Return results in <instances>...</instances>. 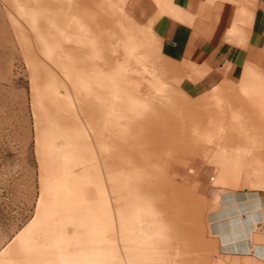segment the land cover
Listing matches in <instances>:
<instances>
[{
    "label": "rangeland",
    "instance_id": "374dc122",
    "mask_svg": "<svg viewBox=\"0 0 264 264\" xmlns=\"http://www.w3.org/2000/svg\"><path fill=\"white\" fill-rule=\"evenodd\" d=\"M91 1V5L88 0H78V3L95 12V20L90 17L83 26L90 28L88 35L92 31L96 33L99 44L96 39L91 42L98 46L97 54L115 51V54L112 53L113 63L111 60L105 62L106 71L109 69L112 72L113 65L117 76L126 72L133 84L141 82L146 89L159 87L163 118L170 111L177 112L178 108L185 110L188 106L194 114L222 112L223 108L232 107L234 112L228 109L226 114L230 117L227 120L223 116L219 119L225 127L227 123L235 122L234 119L245 122L244 115H254L255 106L262 109L258 115L264 118V94L262 98L258 96L259 91L264 93V73L247 64L240 70L238 79L216 87L202 96L204 99L197 105L195 102L201 98L193 99L180 88L181 81L187 78V68L165 56L162 42L151 33V25L142 27L134 21L123 10L121 0ZM37 2L44 6L54 3L52 0H0V252L8 244L15 245L16 240L30 229L35 237V246L28 253L18 250L14 254V259L20 264H54L53 261H56L51 258L54 255L50 247L59 238L64 250L68 251L82 232L78 222L82 214L85 216L75 206L80 201L78 193L82 187L86 188V194L96 189L93 186L95 181H86L81 187V182L73 178L74 169L70 168L78 159L62 156L67 150L74 149L78 142L76 136H69L71 133L65 130L68 126L64 124H68V120L78 123V100L99 97L91 86L95 80L89 69L91 63L99 58H91V45L87 40L81 47L80 44L68 46L62 34L64 24H33L42 15L38 13ZM159 3L164 12L172 8L171 0H159ZM17 8L23 10L19 13ZM28 11L30 14L27 15ZM101 14L109 21L101 24ZM68 26L70 32L75 30V35H81L83 26L70 22ZM69 35L68 30L67 38ZM128 35L134 42L131 45H128ZM139 74L141 78L138 79L136 75ZM57 93L60 97L65 96L64 100H60ZM179 93L189 99V105ZM57 109L60 114H56ZM49 122L52 124L49 125ZM53 132L59 136L54 138ZM208 138L199 142L201 145L198 148L209 149L204 158L194 155L196 151L183 156L174 154L172 165L159 173L178 186V203H186L184 209L174 207L180 209L176 212L181 216L178 223L181 231L171 236L169 234L173 231L166 234L160 231L162 236L167 237L166 246L176 253V264H230L231 259L225 258L221 248L222 240L211 228L214 216L223 211L226 198L255 194L264 200V183H251L248 187L244 180L238 179V171L230 162L228 153L216 154L219 145L214 141L218 136ZM218 143L223 146V142ZM229 144L233 146L235 140ZM160 156L169 158V153L159 152ZM89 172L95 176V172ZM54 173L53 181H44ZM90 173L84 174V177L89 179ZM190 200L200 208L199 219L194 222L188 221L192 206ZM97 202L94 200L95 204ZM261 210L257 208L256 213L260 214ZM104 216V220L107 219ZM239 216L231 217L242 221L248 218L246 213ZM185 217L187 220H184ZM228 219L223 216V223ZM254 230L256 235H260L259 240L263 241L264 219L256 222ZM153 231L154 228L150 233ZM251 258L253 263L260 264L258 259ZM72 264H75L74 259Z\"/></svg>",
    "mask_w": 264,
    "mask_h": 264
},
{
    "label": "bare ground",
    "instance_id": "6f19581e",
    "mask_svg": "<svg viewBox=\"0 0 264 264\" xmlns=\"http://www.w3.org/2000/svg\"><path fill=\"white\" fill-rule=\"evenodd\" d=\"M52 1L54 3L48 6L37 2V10L40 11L38 13L42 15L32 23L43 26L64 24L62 34L68 46L80 44L81 47L87 40L88 45H91V58H99L89 66L95 80L91 86L99 97L78 100V123L70 120L68 124L64 123L68 126L65 130L71 133L69 136H76L78 142L74 149L67 150L62 156L77 158L78 162L70 165L74 169L73 178L81 182V187L86 181H95L93 186L96 189L86 194V188L82 187L78 193L80 201L75 206L86 216L82 214L78 222L82 232L71 243L68 251L64 250L60 238L55 245H51L50 251L54 255L51 258L56 261L53 263L72 264L74 259L75 264H176V253L166 246L167 237L162 236L160 231L165 234L173 231L172 234L168 233L170 236L181 231L178 225L181 216L176 212L179 208L174 207L184 209L186 203H178V186L164 179L159 173L172 165L174 154L183 156L193 153L201 145L199 142L202 138L209 139L208 137L217 135L218 138L214 141L219 145L216 154L228 153L230 162L238 171L237 178L244 180L248 187L251 183H264V118L258 115L262 109L255 106L254 115H244L245 122L234 119L235 122L227 123L226 127L219 119L223 116L227 120L230 117L226 114L228 109L229 112H234L232 107L227 110L223 108L222 112L194 114L188 106L185 110L178 108L177 112L170 111L163 118L160 109L163 100L159 87L146 89L141 82L133 84L126 72L117 76L113 72V65L112 72L109 69L106 71L105 62L111 60L113 63L112 53L115 51L111 53L108 50L109 53L103 51L101 55L97 54L99 52L95 42L99 43L96 33L92 31L88 35L90 28L83 26L88 18L95 20V12L82 7L78 0ZM91 3L88 0V4ZM20 10L23 8H17L16 11L20 13ZM101 16V24L109 21L104 14ZM68 22L83 26L81 35H75V30L70 32ZM68 30L70 35L67 38ZM95 39V42H91ZM131 42V35H128V45ZM119 44L127 47L125 43ZM136 76L141 78L140 74ZM81 80L84 83L83 78ZM258 94L262 98L264 93L259 91ZM179 96L189 105V99L182 93ZM57 97L60 100L65 98L60 97L59 93ZM203 99L197 100L195 104L200 105ZM227 100L228 98L224 99V102L227 103ZM60 113L57 109L56 114ZM50 122L49 125L52 124ZM59 124L64 126L62 122ZM57 136L59 135L53 132V137ZM234 140L235 144L231 146L229 143ZM218 142H223V146ZM159 152H168L169 158L159 157ZM89 170L95 172V176ZM88 173L90 178L86 179L84 174ZM54 176L55 173L44 181L51 182ZM94 200H98L97 204ZM191 201L188 221L194 222L199 219L200 208ZM223 207L221 215L229 219L220 223L218 229L229 240H236L241 231L244 236L251 234L256 228V222L264 219V200L257 198L255 194L226 198ZM257 208L262 209L260 214L256 213ZM241 213L248 215L244 222L231 217H240ZM104 215L107 216L105 220ZM184 220H187L186 217ZM152 228L154 231L150 233ZM34 238L30 229L17 240L15 238V245L8 244L1 250L0 264H20L14 259V254L18 250L28 253L35 246ZM236 246L238 249L243 247L238 244Z\"/></svg>",
    "mask_w": 264,
    "mask_h": 264
},
{
    "label": "crops",
    "instance_id": "0c3cea01",
    "mask_svg": "<svg viewBox=\"0 0 264 264\" xmlns=\"http://www.w3.org/2000/svg\"><path fill=\"white\" fill-rule=\"evenodd\" d=\"M121 2L139 25H151L165 56L187 68L180 88L193 99L238 79L247 64L264 73V0H171L168 12L161 10L159 0ZM206 154L208 148H198L194 155ZM220 223L221 213L211 228L230 264H255L251 256L264 264V235L262 241L255 230L245 236L241 231L240 237L229 240L218 229ZM237 244L243 247L235 248Z\"/></svg>",
    "mask_w": 264,
    "mask_h": 264
}]
</instances>
